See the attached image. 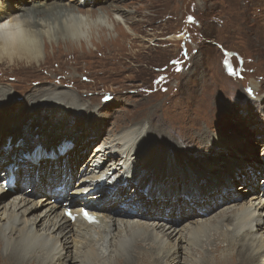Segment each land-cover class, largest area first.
<instances>
[{"label":"rangeland","instance_id":"374dc122","mask_svg":"<svg viewBox=\"0 0 264 264\" xmlns=\"http://www.w3.org/2000/svg\"><path fill=\"white\" fill-rule=\"evenodd\" d=\"M17 1L12 0L18 12L33 9V4L20 9ZM37 1L46 0H33ZM86 1L89 0H49L48 3L71 6L72 15H91L92 21L97 14L106 13L110 16L105 22L107 26L91 21L84 27L82 35L71 39H61L58 33L41 36L43 59L39 58V62L8 59L0 62V102H4L11 116L14 114L13 107L7 103L9 95L13 96L14 104L22 107L30 97L36 98L46 91L63 93L68 100L62 102L60 108H65L68 115L89 112L95 116L96 125L101 127L97 139L85 147L87 156L104 145L106 135L114 139L146 126L151 138L159 141L154 147L158 150L155 158L169 151L158 159L162 164L156 161L151 166L153 169L149 167L146 172L191 170L194 165L206 167L210 161L216 163L218 158L235 160L239 165L240 161L250 159L255 162V167L261 168L256 181L260 185L264 177V0H98L84 5ZM3 3L6 7L12 5L10 0H0V4ZM32 11L40 12L38 8ZM116 15L124 20H117ZM36 85L44 86L46 91L35 96ZM31 108L28 105L24 115L18 114L16 126L22 124L29 113L31 117L24 129L31 133L45 130L46 115L31 112ZM50 114L56 118L55 113ZM63 123L68 125L69 119ZM226 144L231 146L224 147ZM166 146L174 150H168ZM189 150L195 156L192 159L198 163L180 154ZM256 151L258 153L254 154ZM118 156L119 152L115 154ZM85 159L86 154L83 162ZM112 161L116 158L108 159L109 163ZM53 163L56 166L60 160ZM223 164L221 161L214 164L213 172L221 169ZM244 179V175H232V182L240 180L233 189ZM139 189L144 195L142 187ZM17 191L8 193L5 198L23 192ZM40 197L39 193L37 198ZM229 205L233 204L226 203L220 209ZM233 208L236 207L228 209ZM215 212L207 219H213L219 213ZM176 219L180 228L190 223L187 222L189 217L182 220L176 215ZM220 221L222 219L216 220L217 224ZM149 222L156 223L157 219ZM217 224L206 230L207 235L211 229L215 232L211 246H214V239L219 242L224 237L217 235L221 231ZM228 241L235 242L236 249L231 252L227 247L224 251L218 248L215 253L219 258L217 264L225 263L223 258L232 254L228 263L239 264L238 243L231 237ZM200 242L199 239L198 248ZM183 244L180 242L178 246ZM203 252L204 256L199 250L197 252L201 258L192 253L189 257L199 259L198 262L203 264L202 259L212 253ZM182 256L186 257L185 254ZM255 264L260 261L255 260Z\"/></svg>","mask_w":264,"mask_h":264},{"label":"bare ground","instance_id":"6f19581e","mask_svg":"<svg viewBox=\"0 0 264 264\" xmlns=\"http://www.w3.org/2000/svg\"><path fill=\"white\" fill-rule=\"evenodd\" d=\"M48 1H43V3L33 2V0H23L22 3L17 1V5L21 6L20 9L33 4V9L40 10V12L32 11L31 8L32 10L29 11L33 19V28L39 39L34 43L23 44L19 49L14 50L15 58L8 59L9 61L26 60L27 63L38 61L41 52H43L41 36L50 37L58 33L60 38L79 37L84 33V27L92 21L91 15H72L71 6L67 7L60 3L52 5ZM97 1L91 0L90 2L97 3ZM10 2L12 5L9 7H6L4 3L0 4V21H5L18 13L14 2L12 0ZM40 5H45V7L42 9ZM108 19L110 16L101 12L92 22L104 24ZM116 19L123 18L116 15ZM3 59L0 58V62ZM43 90L46 91L44 86L36 85L34 95L36 96ZM0 91L2 92L1 87ZM63 95V93L50 94L46 91V93L37 95L36 98L30 97L26 103L32 106L31 112L37 113L38 111L46 115V123L42 127L47 129L48 133L52 131L61 133L62 131L68 132L69 136L80 134L85 138L83 141L75 143L73 151L68 150L66 145L64 148L61 146V152L58 153L61 155L58 159L60 163L56 166H54L53 160L43 159L47 153L43 152L44 149L40 147L37 140H35L32 150L36 151L40 158L36 159V163H28V169L24 168L21 159L16 157L7 158L5 161L8 162L7 164L0 162V168H6V177L2 179H7L12 172L17 180L16 188L8 187L4 181L0 182V264H187L186 262L200 264L199 259L195 260L189 257V254L192 253L201 258V255L197 254L198 250L203 256V251L212 252L208 258L202 259L203 264H217L219 258L215 253L218 248L221 247V250L224 251L223 249L227 247L231 252L236 249L237 245H234L235 242L228 241L229 237L238 243L239 264H255V260L264 264V177L261 184L257 185V173L261 168L255 167V162H251L250 159L240 161L238 158V161L241 162L239 165L235 160L230 162L218 158L216 163L210 161L206 167L194 165L191 170L163 169L160 172L157 170L146 172L169 151L155 158L158 150L154 147L158 146L156 143L159 141L154 137L151 138L146 126H140L138 129L132 130L130 134L123 133L120 136H115L114 139L106 135L104 145L96 149L97 154L93 153V157L101 156L105 162L106 159L116 158V161L105 169L104 175H98L97 169H80L81 178L76 185H73L76 165L79 166L80 163H83V157L86 154L84 149L97 139L101 127L96 125L95 116L89 112L68 115L65 108H60L62 102L68 100ZM24 97L27 96L24 95ZM12 98L13 96L9 95L7 103L13 107L14 115L11 116L7 111L4 102H0V113L12 117L11 119L16 121L19 118V113L24 115L28 105L20 107L21 104H14V98ZM16 108L17 110L14 111ZM50 113H55L56 118L54 114L51 117ZM28 114L24 116L26 119H23L24 123L29 122L28 118L31 116ZM68 119L69 124H64L63 122ZM85 120L88 122H84ZM47 124L50 126L47 127ZM0 132H3L1 127ZM35 134L37 131L31 133L21 129V132L15 134L14 142L22 146ZM4 136L7 134L5 133ZM4 136L2 140H4ZM40 138L41 136L38 137V139ZM228 146L231 144L224 145V147ZM46 148L50 149V146L47 145ZM105 148L107 149L105 150ZM166 149L174 150L171 146H166ZM117 152H119V156L115 157ZM176 152H179V149H176ZM187 153L180 152L190 159L192 156L195 157L190 150ZM256 153L258 151L254 154ZM218 161L224 162V164L220 166L221 169L213 172L214 164H217ZM105 162H102V165ZM192 162L198 163L193 159ZM159 163L163 162L159 161ZM170 163L174 164L171 161ZM235 163L236 165H234ZM15 167L18 169L15 170ZM132 171L138 177L132 176ZM219 171L220 173H218ZM240 174L244 175L246 179L236 189H233L240 180L232 182L231 176H240ZM151 175L157 176L155 189L149 186L148 176ZM171 175H178L181 178H165ZM93 180H96L95 187H99V190L94 188ZM183 180H197L201 185H208L207 189L203 190L206 194L201 197L199 188H196L193 193L192 188L186 185L181 188L176 185L178 194L188 195L190 192L193 197L190 199L185 197H154V199H150L143 195L139 189L142 187L144 191L155 196L160 194L159 190L166 188L162 184L165 181L168 183L169 181ZM238 187L241 189L239 190ZM17 189L23 192L9 199L5 198L8 193L17 191ZM87 190L89 192L83 196ZM39 193L41 197L37 198ZM60 197L71 200L75 206L84 204L89 206L94 212L100 213L101 223L89 225L83 222H72L63 215L62 204L58 201ZM246 198H250V201L245 200ZM226 203L233 204L232 206L236 208L228 209L232 207L229 205L230 207L220 209ZM226 210L231 212H226ZM214 211L216 214L219 213L213 219L211 217L207 219V216H211L209 214H213ZM176 215L181 216L182 220L189 217L187 222L190 221V223L182 228L177 227ZM226 215L228 218L225 217ZM193 217L195 218L192 219ZM196 218H200V220L197 221ZM153 219H157V222L150 223L149 220ZM218 219H222L219 224L216 222ZM216 224L221 230L216 234L224 237L219 242L214 239V246H211L215 232L212 233L213 229H211L212 231L207 235L206 230ZM242 235L248 242L242 240L245 238ZM204 237L207 238L204 239ZM199 239L201 241L200 248H198ZM180 242L184 243L182 247L178 246ZM183 254L186 257L183 258ZM232 256H225L223 264H229Z\"/></svg>","mask_w":264,"mask_h":264},{"label":"clouds","instance_id":"9594fccd","mask_svg":"<svg viewBox=\"0 0 264 264\" xmlns=\"http://www.w3.org/2000/svg\"><path fill=\"white\" fill-rule=\"evenodd\" d=\"M5 25L8 27L6 28ZM38 39L31 14L28 10H21L7 20L0 21V58L13 59L14 50L19 49L23 44L34 43ZM40 59H43V52L40 54Z\"/></svg>","mask_w":264,"mask_h":264},{"label":"snow or ice","instance_id":"6c2138e0","mask_svg":"<svg viewBox=\"0 0 264 264\" xmlns=\"http://www.w3.org/2000/svg\"><path fill=\"white\" fill-rule=\"evenodd\" d=\"M5 27L7 28V27H8V25H5ZM69 215H71V213H69ZM84 215H85V217H86L87 219H89V220H90V222H94V218H92L91 216H89V214H88V213H84Z\"/></svg>","mask_w":264,"mask_h":264}]
</instances>
